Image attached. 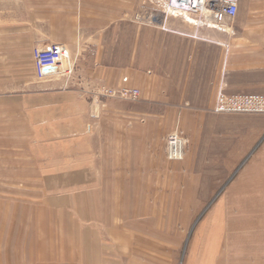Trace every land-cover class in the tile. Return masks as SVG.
I'll return each instance as SVG.
<instances>
[{
    "label": "rangeland",
    "instance_id": "374dc122",
    "mask_svg": "<svg viewBox=\"0 0 264 264\" xmlns=\"http://www.w3.org/2000/svg\"><path fill=\"white\" fill-rule=\"evenodd\" d=\"M166 2L139 0L123 13V43L130 48L138 23L164 24L179 14L166 13ZM247 18L243 5L231 19ZM132 83L80 93L89 106L81 108L82 118L91 123L85 130L81 125L79 139H44L46 133L34 131L38 124L21 123L15 125V139H0V264H201L222 255L208 248L219 225L241 222L246 225L228 232L246 240L264 237L260 188L245 189L236 194L240 197L232 191L254 179L253 169L264 158V129L251 131L264 125V112L216 111V92L217 117L199 125L192 141L185 126L172 128L182 138L180 157L167 155L171 131L165 136L160 171L152 173L158 184L125 187L136 183L129 181L132 176L148 184L151 174L145 160L123 173V115H132L139 95ZM102 86L134 88L138 94H106ZM86 132L92 137L85 138ZM7 147L14 154L8 155ZM253 192L258 199L249 197ZM258 248L234 255L246 257V264H264L263 247Z\"/></svg>",
    "mask_w": 264,
    "mask_h": 264
},
{
    "label": "crops",
    "instance_id": "0c3cea01",
    "mask_svg": "<svg viewBox=\"0 0 264 264\" xmlns=\"http://www.w3.org/2000/svg\"><path fill=\"white\" fill-rule=\"evenodd\" d=\"M138 2L0 0V139H15L16 123L38 124L34 131L46 133L44 139H79L81 125L85 130L84 124L91 123L82 118L86 111L82 114L81 108L89 106L80 93L101 85H133L134 80L139 89L135 110L123 115V173L131 171L129 164L145 160L151 174L148 184L140 185L132 176L126 180L136 183L123 186L155 187L158 181L152 173L160 171L158 157L164 155L165 136L179 123L192 141L199 125L217 117L213 107L219 86L225 93L264 92V0H237V12L245 5L249 18L227 19L222 25L195 12L168 16L164 24L138 23L129 48L123 43V13ZM252 13L262 18H252ZM51 43L67 46L73 70L69 74L49 70L37 80L32 47ZM263 129L259 124L251 131ZM86 134L85 138L92 137ZM9 150L8 155L14 154ZM260 162L253 169L254 179L232 188L233 197L260 188L264 200V158ZM255 194L249 197L258 199ZM228 224L219 225L216 239L208 244L210 254L222 255L201 264H246V257L234 255L236 250L248 253L251 246L264 250V237L240 238L228 230L238 231L246 224Z\"/></svg>",
    "mask_w": 264,
    "mask_h": 264
},
{
    "label": "built area",
    "instance_id": "2783aa9c",
    "mask_svg": "<svg viewBox=\"0 0 264 264\" xmlns=\"http://www.w3.org/2000/svg\"><path fill=\"white\" fill-rule=\"evenodd\" d=\"M238 9L237 0H167L166 13L173 12H195L203 19L212 20L219 25L234 17ZM33 70L37 79H43L50 73L44 67L54 66L56 71L69 74L73 70L70 61L69 50L61 43H51L44 46H33L32 50ZM106 94L118 92L120 96L129 94L136 96L138 89L130 88L114 89L111 87H101ZM100 90V91H101ZM216 111H240V112H264V92L257 93H225L219 89L215 100ZM167 155L169 157H180L183 152L182 138L176 131H171L167 135Z\"/></svg>",
    "mask_w": 264,
    "mask_h": 264
},
{
    "label": "water",
    "instance_id": "95a60500",
    "mask_svg": "<svg viewBox=\"0 0 264 264\" xmlns=\"http://www.w3.org/2000/svg\"><path fill=\"white\" fill-rule=\"evenodd\" d=\"M54 69H55L54 66H46V67H44L45 71L54 70Z\"/></svg>",
    "mask_w": 264,
    "mask_h": 264
},
{
    "label": "bare ground",
    "instance_id": "6f19581e",
    "mask_svg": "<svg viewBox=\"0 0 264 264\" xmlns=\"http://www.w3.org/2000/svg\"><path fill=\"white\" fill-rule=\"evenodd\" d=\"M44 243V242H43ZM44 248H45V246H44Z\"/></svg>",
    "mask_w": 264,
    "mask_h": 264
}]
</instances>
